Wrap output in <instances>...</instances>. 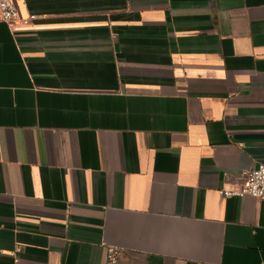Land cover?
<instances>
[{"label":"crops","instance_id":"0c3cea01","mask_svg":"<svg viewBox=\"0 0 264 264\" xmlns=\"http://www.w3.org/2000/svg\"><path fill=\"white\" fill-rule=\"evenodd\" d=\"M15 3L0 264H264V0Z\"/></svg>","mask_w":264,"mask_h":264},{"label":"built area","instance_id":"2783aa9c","mask_svg":"<svg viewBox=\"0 0 264 264\" xmlns=\"http://www.w3.org/2000/svg\"><path fill=\"white\" fill-rule=\"evenodd\" d=\"M35 15L31 14L27 17H22L20 10L15 3V0H0V21L6 22L10 25L21 23L29 25L34 19ZM244 180L242 183L234 188L220 189V194L224 197H245L250 196L257 199H264V163L257 167H252L243 171ZM1 237V225H0ZM4 250L0 245V254ZM122 249L115 246L106 247V259L108 264H117L119 262Z\"/></svg>","mask_w":264,"mask_h":264}]
</instances>
